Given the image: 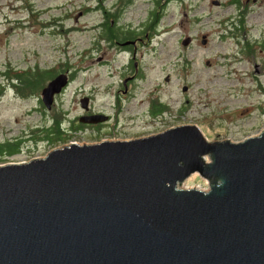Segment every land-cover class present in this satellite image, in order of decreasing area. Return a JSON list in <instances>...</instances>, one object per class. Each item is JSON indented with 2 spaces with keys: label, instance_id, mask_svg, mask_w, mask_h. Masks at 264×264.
<instances>
[{
  "label": "rangeland",
  "instance_id": "1",
  "mask_svg": "<svg viewBox=\"0 0 264 264\" xmlns=\"http://www.w3.org/2000/svg\"><path fill=\"white\" fill-rule=\"evenodd\" d=\"M240 19L243 28L234 27ZM107 21L131 30L134 48L106 37ZM245 42L252 52H243ZM262 42L264 0H0V141L39 133L57 119L77 142L130 138L180 123H197L209 139L256 134L264 125ZM48 69L68 75L50 107L41 99L48 77L20 90L14 76ZM85 96L87 108L80 102ZM157 102L167 108L153 115ZM93 111L109 113L117 126L78 117ZM55 146L22 143L0 163ZM181 185L205 188L207 182L192 173Z\"/></svg>",
  "mask_w": 264,
  "mask_h": 264
},
{
  "label": "water",
  "instance_id": "2",
  "mask_svg": "<svg viewBox=\"0 0 264 264\" xmlns=\"http://www.w3.org/2000/svg\"><path fill=\"white\" fill-rule=\"evenodd\" d=\"M67 81L42 86L47 107ZM192 173L207 187L182 186ZM0 264H264V125L233 141L180 123L0 163Z\"/></svg>",
  "mask_w": 264,
  "mask_h": 264
},
{
  "label": "trees",
  "instance_id": "3",
  "mask_svg": "<svg viewBox=\"0 0 264 264\" xmlns=\"http://www.w3.org/2000/svg\"><path fill=\"white\" fill-rule=\"evenodd\" d=\"M236 1V0H235ZM234 27L238 28H243V21L242 19L239 20L238 23H234ZM106 37L111 38L114 37L115 39H121V40H126L130 39L133 36V32L131 30H123L122 28L120 30L114 29L112 23L110 21H107L105 23V30H104ZM251 43L245 42L243 44L244 53H250L254 50V46L251 47ZM264 45V42H262ZM54 75V72L52 70H44L41 71V73L38 74V72H34L31 70H23L22 72L15 73V79L21 82L22 88L29 87V88H34L38 87L42 84L45 78H51ZM24 86V87H23ZM166 104L163 102H157L156 104H153L151 108V112L153 114H160L166 109ZM59 127V121L58 119L55 120V123H53V126H51V131L53 129H56ZM20 149V142L19 140H12V141H7L5 143H2L0 141V159L5 156L9 155L12 152L18 151Z\"/></svg>",
  "mask_w": 264,
  "mask_h": 264
},
{
  "label": "flooded vegetation",
  "instance_id": "4",
  "mask_svg": "<svg viewBox=\"0 0 264 264\" xmlns=\"http://www.w3.org/2000/svg\"><path fill=\"white\" fill-rule=\"evenodd\" d=\"M123 41H129L128 43H122ZM135 41V42H134ZM115 42L117 44H119L122 48L123 47H130L131 45L134 46L137 44V39L136 38H130V39H126V40H121V41H116ZM94 112H99V111H93V112H89V113H94ZM89 113H85V114H89ZM107 115V117L105 119L99 120V121H94L93 125H96L97 127H115L117 126V122L116 121H111L112 120V115H110L109 113H104ZM153 115H158V114H153ZM79 117V116H78ZM164 120V119H162ZM87 123H91L90 121H87ZM106 123V124H105ZM39 133H35L34 130H31L29 132V136H27L26 138H12L14 140H19L20 142V146H22V143H26V145L28 146H34L37 145L38 143H42L45 142L47 145H61L66 141H69L71 138L69 135V133H65L63 128L57 127L56 129H53L51 131V127H47V128H39ZM12 139H6L1 141L2 143H5L7 141H12ZM18 151L12 152L9 155H13L16 154ZM8 155V156H9Z\"/></svg>",
  "mask_w": 264,
  "mask_h": 264
}]
</instances>
